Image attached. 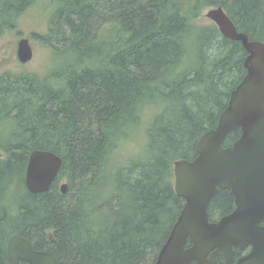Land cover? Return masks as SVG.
Listing matches in <instances>:
<instances>
[{
    "label": "trees",
    "instance_id": "16d2710c",
    "mask_svg": "<svg viewBox=\"0 0 264 264\" xmlns=\"http://www.w3.org/2000/svg\"><path fill=\"white\" fill-rule=\"evenodd\" d=\"M33 1L0 0V33ZM217 6L238 31L264 41V0H55L39 38L61 62L43 76L0 74V264H9L6 241L15 232L52 249L57 264L153 263L184 203L174 161L195 156L245 73L240 41L197 23ZM153 102L160 108L149 120L148 155L119 168L102 193L109 149ZM34 149L62 159L56 180L36 194L23 183ZM232 204L218 189L209 218Z\"/></svg>",
    "mask_w": 264,
    "mask_h": 264
},
{
    "label": "water",
    "instance_id": "95a60500",
    "mask_svg": "<svg viewBox=\"0 0 264 264\" xmlns=\"http://www.w3.org/2000/svg\"><path fill=\"white\" fill-rule=\"evenodd\" d=\"M205 16L225 37L240 41L245 73L230 91L216 125L197 140L195 156L174 161V190L184 203L152 264H264V41L238 31L222 6L208 8ZM16 56L21 63L32 58L27 37L17 41ZM237 129L239 137L224 146ZM61 164L51 151L32 150L27 189L46 191ZM65 187L63 183L62 191ZM218 189L229 192L234 208L210 220L208 205ZM235 249L248 251L235 257ZM6 251L10 264H56L51 253L34 249L19 234L8 238Z\"/></svg>",
    "mask_w": 264,
    "mask_h": 264
},
{
    "label": "rangeland",
    "instance_id": "374dc122",
    "mask_svg": "<svg viewBox=\"0 0 264 264\" xmlns=\"http://www.w3.org/2000/svg\"><path fill=\"white\" fill-rule=\"evenodd\" d=\"M54 3L55 0H34L17 18L13 29L5 30L0 33V74L11 71L14 73H33L43 76L55 62H61V59L53 58V52L50 51L39 38L40 34H44L47 31L48 19ZM205 12L206 10L203 11L197 23L203 24L212 22L205 16ZM21 37H27L33 49V56L30 61L26 63H21L16 56V44ZM184 65H186V63ZM159 108V102L144 105L143 113L138 123L129 128L128 134L123 136L116 142L114 147L109 149L107 161L103 168L104 174L100 184V191L102 193L106 194V192L112 188L114 175L119 168L126 167L135 160L144 158L148 155L147 129L149 127V120ZM0 129L3 128L0 127ZM96 194L97 193H94L95 198L93 199H96ZM102 198H104V195ZM16 206L17 203H15V208ZM106 208L107 206H105L103 211L101 210V216L106 214L108 210H106ZM97 216L99 217L100 215Z\"/></svg>",
    "mask_w": 264,
    "mask_h": 264
},
{
    "label": "flooded vegetation",
    "instance_id": "af4514ba",
    "mask_svg": "<svg viewBox=\"0 0 264 264\" xmlns=\"http://www.w3.org/2000/svg\"><path fill=\"white\" fill-rule=\"evenodd\" d=\"M27 165V164H26ZM61 166H62V164H61ZM61 166H60V169H61ZM60 169H59V171H60ZM25 171H26V168H25ZM59 171H58V173H59ZM58 173H57V175L55 176V178L53 179V181L51 182V184L56 180V178L58 177ZM23 183H24V186H25V188H26V190L28 191V192H30L28 189H27V187H26V184H25V172H24V175H23ZM63 183H65L66 184V187H65V189L62 191V189H61V186H62V184ZM50 184V185H51ZM50 187V186H49ZM48 190V189H47ZM46 190V191H47ZM45 192V191H44ZM59 192L61 193V194H66L67 192H68V184H67V182H66V179L64 178V179H61L60 180V182H59ZM30 193H32V192H30ZM36 193H43V192H36ZM36 193H33V194H36ZM230 195V194H229ZM231 196V195H230ZM232 197V196H231ZM232 200H233V197H232ZM209 206V205H208ZM234 208V200H233V204H232V209ZM231 209V210H232ZM210 219V218H209ZM211 220V219H210ZM216 220V219H215ZM13 234H19V233H11L10 235H9V237L11 236V235H13ZM20 236H22V237H24L23 235H21V234H19ZM45 235H46V237H47V241L48 242H50V241H52L53 240V237H52V235H53V233H52V231L51 230H46V232H45ZM8 237V238H9ZM8 238H7V240H8ZM24 238H26V237H24ZM31 244H32V246H33V248L34 249H36V250H39V251H44V252H49V253H51L55 258H56V264H57V257H56V255H55V253L53 252V250L52 249H50L49 247H41V248H39L36 244H34L31 240H29L28 238H26ZM6 244H7V241H6ZM248 251V249H245V250H243V251H239V250H237V249H235V257H237V256H240V255H242V254H244V253H246ZM6 254H7V251H6ZM7 258H8V256H7ZM8 261H9V259H8ZM219 261L220 262H222L223 260L221 259V258H219ZM9 264H10V262H9ZM17 264H28L27 262H24V261H20V260H18L17 261Z\"/></svg>",
    "mask_w": 264,
    "mask_h": 264
},
{
    "label": "bare ground",
    "instance_id": "6f19581e",
    "mask_svg": "<svg viewBox=\"0 0 264 264\" xmlns=\"http://www.w3.org/2000/svg\"><path fill=\"white\" fill-rule=\"evenodd\" d=\"M225 106H226V104H225ZM225 106H224V107H225ZM224 107H223V109H224ZM223 109H222V110H223ZM222 110H221V111H222ZM221 111H220V112H221Z\"/></svg>",
    "mask_w": 264,
    "mask_h": 264
}]
</instances>
